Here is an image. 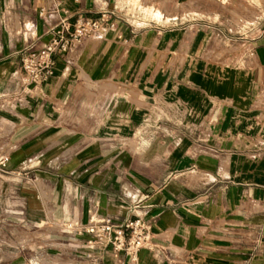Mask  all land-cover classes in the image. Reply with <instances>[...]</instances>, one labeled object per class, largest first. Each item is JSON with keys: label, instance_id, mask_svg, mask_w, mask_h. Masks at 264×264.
<instances>
[{"label": "crops", "instance_id": "crops-1", "mask_svg": "<svg viewBox=\"0 0 264 264\" xmlns=\"http://www.w3.org/2000/svg\"><path fill=\"white\" fill-rule=\"evenodd\" d=\"M247 2L0 0V264H84L63 226L146 197L140 264H264V0ZM80 21L115 26L22 94L20 53Z\"/></svg>", "mask_w": 264, "mask_h": 264}, {"label": "built area", "instance_id": "built-area-1", "mask_svg": "<svg viewBox=\"0 0 264 264\" xmlns=\"http://www.w3.org/2000/svg\"><path fill=\"white\" fill-rule=\"evenodd\" d=\"M114 24L109 25L112 29ZM105 21H80L74 31L62 23L55 30L54 39L46 46L30 45L20 53L21 78L19 88L22 94L47 84L54 76L57 57L67 60L83 41L100 34L109 28ZM8 160L0 163L3 171ZM140 200L131 209L130 217L120 222L111 216H102L97 212L89 215L87 224L79 221L68 222L63 226L64 233L74 250V259L84 264H101L111 257L116 264L126 257L130 264H140L139 254L143 250H154L152 225L136 216L143 203Z\"/></svg>", "mask_w": 264, "mask_h": 264}, {"label": "rangeland", "instance_id": "rangeland-1", "mask_svg": "<svg viewBox=\"0 0 264 264\" xmlns=\"http://www.w3.org/2000/svg\"><path fill=\"white\" fill-rule=\"evenodd\" d=\"M243 1L244 2H242L240 0V3H237V4L229 3V4L225 5V7L223 5V7H224L223 12L228 13V11H229L230 13H233L234 15L246 14L248 12V10L253 6V4H250V3L247 2V1H250V0H243ZM224 22H226V21H223V23ZM244 23L245 24L246 23H248V24L250 23L251 24V23H255V21L254 20H250V21L234 20L235 27H241V26L245 25Z\"/></svg>", "mask_w": 264, "mask_h": 264}]
</instances>
